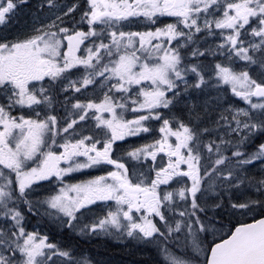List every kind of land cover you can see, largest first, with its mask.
Listing matches in <instances>:
<instances>
[{
	"label": "snow or ice",
	"instance_id": "obj_1",
	"mask_svg": "<svg viewBox=\"0 0 264 264\" xmlns=\"http://www.w3.org/2000/svg\"><path fill=\"white\" fill-rule=\"evenodd\" d=\"M28 4L0 0V264H264V0H35L13 30Z\"/></svg>",
	"mask_w": 264,
	"mask_h": 264
},
{
	"label": "rangeland",
	"instance_id": "obj_2",
	"mask_svg": "<svg viewBox=\"0 0 264 264\" xmlns=\"http://www.w3.org/2000/svg\"><path fill=\"white\" fill-rule=\"evenodd\" d=\"M34 2L35 0H29V4L31 2ZM26 5L24 9L21 10V12L18 14L20 16L23 12L27 11V7H30V5ZM16 17L10 27L15 30V29H21L25 27L26 25L31 23L32 19V11L27 13L23 17ZM237 102H239V98H237ZM80 178V177H77ZM52 235V233H51ZM62 239V238H61ZM90 244H93L94 246H98L102 252L99 250H93L90 251L88 247H86L87 251L89 254L94 256L96 259L100 261H108L110 264H157L158 261V256L157 252L155 249H148L144 245L137 243L140 245V247L137 249V256H148L150 257L149 259L151 261H144V263H139V260H135L133 257V252H131L132 249H134L133 244L134 242L132 241H126V242H121L119 240L113 239L111 237H96L93 240L89 242ZM109 243L110 247H109ZM86 246V245H85ZM84 246V247H85ZM109 247V249H107ZM104 250V252H103ZM138 261V262H135Z\"/></svg>",
	"mask_w": 264,
	"mask_h": 264
},
{
	"label": "flooded vegetation",
	"instance_id": "obj_3",
	"mask_svg": "<svg viewBox=\"0 0 264 264\" xmlns=\"http://www.w3.org/2000/svg\"><path fill=\"white\" fill-rule=\"evenodd\" d=\"M30 5V4H29ZM31 8H32V5H30V7H27L26 9H28L29 11H31ZM53 233H52V235H51V233H50V238H53ZM55 235H59L58 233L57 234H55ZM110 244L111 243H109V247H110ZM109 247H107V249H109ZM133 247H134V249H132L131 250V252H133V257H134V259L135 260H139V263H144V261H146V263L148 262V261H151L149 258L150 257H148L147 255L146 256H137V252H138V248L140 247V245H138L137 243H134L133 244Z\"/></svg>",
	"mask_w": 264,
	"mask_h": 264
},
{
	"label": "bare ground",
	"instance_id": "obj_4",
	"mask_svg": "<svg viewBox=\"0 0 264 264\" xmlns=\"http://www.w3.org/2000/svg\"><path fill=\"white\" fill-rule=\"evenodd\" d=\"M29 12H31V11L27 10V11L23 12V13L20 15V17L25 16V15H26L27 13H29ZM86 247H88V249H90V251H93V250H99L100 252H102V250H100V248H99L98 246H94V245H86L85 248H86ZM103 252H104V250H103Z\"/></svg>",
	"mask_w": 264,
	"mask_h": 264
},
{
	"label": "trees",
	"instance_id": "obj_5",
	"mask_svg": "<svg viewBox=\"0 0 264 264\" xmlns=\"http://www.w3.org/2000/svg\"><path fill=\"white\" fill-rule=\"evenodd\" d=\"M30 5H34V2L32 1V2L30 3ZM18 17H20V16H18ZM61 238H62V237H61ZM85 245H93V244L87 243V244H84L83 247H84ZM135 262H138V261H135Z\"/></svg>",
	"mask_w": 264,
	"mask_h": 264
}]
</instances>
